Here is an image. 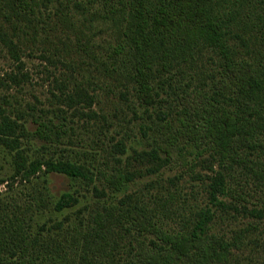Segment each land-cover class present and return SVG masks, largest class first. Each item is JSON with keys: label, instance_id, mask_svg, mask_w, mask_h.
Segmentation results:
<instances>
[{"label": "rangeland", "instance_id": "1", "mask_svg": "<svg viewBox=\"0 0 264 264\" xmlns=\"http://www.w3.org/2000/svg\"><path fill=\"white\" fill-rule=\"evenodd\" d=\"M27 1L28 6L17 9L0 0V29L17 43L22 70L28 75L20 87L0 88V111L19 119L29 134L21 139V148L31 159L71 161L94 172L120 169L131 175V181L121 193L111 192L98 178L72 180L40 172L23 181L13 178V153L0 145L2 212L24 218L31 230L64 235L75 226H89L90 215L106 201L118 205L129 196L132 204L164 202L158 212L160 225L171 231L184 228L197 211L210 206L206 178L211 176L210 163L192 159L194 172L164 166L149 155L151 146L141 127L160 111H174L178 89L214 94L221 77L219 54L211 49L200 53L190 65L173 70L171 82L167 74H156L152 83L156 103L146 112L135 99V86L115 71L117 65H111L115 28L91 10H75L79 2H87L90 9L89 0ZM217 8L224 11L223 40L231 58L252 64L264 78V0H218ZM12 71L15 66L0 47V77ZM79 84L87 88L93 102L89 107L70 108L62 94ZM259 137L264 142V132ZM245 159L248 164L225 173V194L220 198L224 206H211L214 217L209 233L239 242L227 262L216 264H264V183L254 175L264 171V153L245 151ZM36 190L46 199L38 208L32 202ZM64 193L78 203L57 212L53 203ZM131 239L132 235L124 234L114 245L111 256L116 262L129 255ZM150 241L145 238L146 243Z\"/></svg>", "mask_w": 264, "mask_h": 264}, {"label": "trees", "instance_id": "2", "mask_svg": "<svg viewBox=\"0 0 264 264\" xmlns=\"http://www.w3.org/2000/svg\"><path fill=\"white\" fill-rule=\"evenodd\" d=\"M5 1L17 9L28 6L27 0ZM88 4L90 9L87 2L76 3L75 10H91L115 28L117 42L109 57L111 65H117L115 71L135 86V99L146 112L156 103L152 85L156 74H167L165 78L171 82L173 70L190 65L200 53L211 49L219 54L221 77L212 96L196 88L178 89L174 111H160L141 127L151 146L149 155L164 166L194 172L192 159L210 163L207 170L211 176L206 177L210 206L197 211L184 228L171 231L159 223L158 212L164 209V202L132 204L131 198L125 196L118 205L106 201L90 215L89 226H75L64 235L31 230L24 218L0 209V264L227 262L239 242L209 233L214 217L211 206H224L220 198L225 194V173L248 164L245 151L264 153V142L259 137L264 132L263 76L257 75L252 64H240L231 58L223 40L225 18L224 11L217 8L218 0H89ZM16 8H12L14 14L18 13ZM0 47L16 70L0 77V88L20 87L28 75L22 70L17 43L2 29ZM62 98L70 108L81 104L89 107L93 102L81 84L62 94ZM18 120L0 111V145L13 153V178L29 182L40 172L72 180L98 178L113 193L123 192L131 181V175L120 169L94 172L71 161L31 159L21 148V139H28L29 134ZM254 175L264 183V171ZM43 194L40 190L34 192L35 208L46 201ZM77 203V198L64 193L53 203V209L61 212ZM124 234L132 235L130 252L124 261L116 262L111 252ZM146 237L152 241L146 243Z\"/></svg>", "mask_w": 264, "mask_h": 264}]
</instances>
